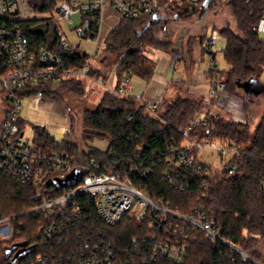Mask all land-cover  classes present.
I'll return each instance as SVG.
<instances>
[{
  "label": "trees",
  "instance_id": "16d2710c",
  "mask_svg": "<svg viewBox=\"0 0 264 264\" xmlns=\"http://www.w3.org/2000/svg\"><path fill=\"white\" fill-rule=\"evenodd\" d=\"M179 1L187 4V8L182 10L177 7L175 14L178 17L198 12L200 3L194 5L187 0ZM226 4L233 25L228 23L218 30L226 39L223 58L228 65L224 72L220 71L226 81V91L239 96V83L256 80L262 82L260 75L264 70V38L260 37L256 29L261 0L250 3L227 0ZM36 9L51 8L44 6ZM17 23L28 44L36 50L50 48L60 55L68 69H78L84 65L86 54L75 51L70 56L61 51V36L52 17L25 19ZM162 30H166V26L161 21L151 20L149 16L123 17L111 28L102 41L104 51L101 59L107 67L115 66L114 90L120 88L124 77L129 78L133 74L146 80L151 78L156 60L150 54L156 50L168 52L173 46L171 39L159 36ZM205 38L202 37L201 43H204ZM96 72L93 66L87 70L90 75ZM38 89H42L43 97L64 98L66 93L73 97L85 95L84 82L80 77H70L56 83H40L32 91ZM242 91L245 106L247 97L254 94L244 89ZM260 94L264 96V91L256 97ZM204 107L202 97L190 98L177 94L172 99H163L155 114H150L135 96L105 90L94 109H83L81 135L85 148H79L76 142L71 141L69 132L61 140H56L44 125L33 122L31 142L44 154L64 152L76 160L79 157L84 160L93 157L100 171H117L143 160L154 161L156 168L150 175L135 178V183L145 193L157 199L162 197L171 206L184 212L196 204L204 206L209 216L216 220L217 226L222 228L224 238L258 259L257 248L264 240V191L261 185L264 174V105L252 133L247 120L225 119L218 114H212L209 118L213 124L212 136L232 142L244 150L234 172L229 173L223 166L214 169L206 177L189 173V186L186 190L169 186L162 178L166 165L163 154L158 151L164 150L172 139L182 142L181 129ZM24 122L22 118L18 120L20 132H23ZM197 128L203 133L206 125ZM94 139L106 140L105 150L90 145ZM204 179L206 183L203 187ZM33 189L30 182L21 183L0 170V217H10L8 222L12 230L9 237L0 240V264H31L26 261L27 257L17 255L20 253L18 244L31 248L28 255L32 257L44 255L48 264L52 260H56V264H68L71 251H78L85 238L108 243L113 247L115 259L110 264H253L236 253L231 254L229 247L212 241L201 230L194 228L190 230V249L181 262L164 258L146 262L136 260L130 239L136 234L147 232L145 225L135 220L108 225L97 218L91 201L84 196L78 197L82 201L81 215L73 219L80 230L68 228L60 238L43 243L41 231L48 217L39 211H31L38 203ZM62 192L61 186L56 185L52 193L59 195Z\"/></svg>",
  "mask_w": 264,
  "mask_h": 264
},
{
  "label": "built area",
  "instance_id": "2783aa9c",
  "mask_svg": "<svg viewBox=\"0 0 264 264\" xmlns=\"http://www.w3.org/2000/svg\"><path fill=\"white\" fill-rule=\"evenodd\" d=\"M187 1L201 5L204 0ZM241 1L250 3L255 0ZM167 3L168 0H0V106L4 107L0 121V170L21 183L32 184L38 203L31 211H39L48 217L41 231L43 243L60 238L68 228L80 230L73 219L81 215L82 201L78 197L84 196L91 201L97 218L108 225L127 220L145 225L147 232L136 234L130 239L136 260L146 262L164 258L181 262L190 249V230L194 228L201 230L212 241L229 247L231 254L236 253L253 264H263L224 238L222 228L217 226L216 220L209 216L204 206L196 204L184 212L171 206L162 197L157 199L145 193L135 183V178L150 175L156 168L154 161L143 160L117 171H100L93 157L76 160L64 152L44 154L38 151L32 142L24 138V131L19 130L22 99L43 98L42 89L32 91L36 85L56 83L70 77H88L96 83H103L100 77L88 74L87 70L101 58L99 50L106 36L102 29L110 16L115 17L117 22L123 17L139 16H149L151 20L152 16L170 19L175 13L165 11ZM44 6L51 9H36ZM46 17H52L58 27L61 36L59 45L63 53L71 56L78 51L87 55L82 67L68 69L58 53L48 47L36 50L28 44L17 22ZM75 18L77 22H74ZM256 29L264 37V0H261ZM217 33L213 30L204 42L205 50L210 55V80L204 99L205 107L181 129L182 142L172 139L164 150L158 151L163 154L166 165L162 171L163 180L179 190L188 188L189 173L206 177L217 169L202 161L201 150L217 152L220 158L218 169L224 166L229 173L238 168V161L244 151L236 144L211 134L213 124L209 118L213 113L209 103L211 100H221L226 94V81L214 59L213 46ZM83 42H91L92 46L86 49ZM111 71L113 74L114 67ZM127 80L124 77V82ZM107 90L131 95L123 86L116 90L109 87ZM140 102L150 114H155L161 100ZM200 125H206L203 133L198 131ZM74 171L79 172L76 183L63 184ZM205 183L204 179L203 187ZM56 185L63 189L59 195L52 193ZM261 185L264 191V174ZM9 219L0 217V240L11 235ZM17 248L19 255L27 257L26 261L31 264H48L42 254L33 257L28 255L31 248L27 245L18 244ZM114 259L115 252L110 244L85 238L78 251H71L67 263L110 264ZM56 263V260L50 262Z\"/></svg>",
  "mask_w": 264,
  "mask_h": 264
},
{
  "label": "rangeland",
  "instance_id": "374dc122",
  "mask_svg": "<svg viewBox=\"0 0 264 264\" xmlns=\"http://www.w3.org/2000/svg\"><path fill=\"white\" fill-rule=\"evenodd\" d=\"M227 0H220V1H213L212 5L205 10V13L200 15H181L178 17L175 22L167 20L164 24L166 26V30H162L165 32H159L160 37H166L172 40L173 45L177 46L178 48L184 46V48H187L188 53L190 52L191 46H195L198 44V42L202 41L203 33L205 31L206 36H210L212 34V29L214 28L216 31H218L220 28L225 26L226 24L230 23L233 25V20L231 17V13L229 10V7L226 4ZM202 4L198 5V10H200ZM177 7L184 10L187 8V4H183L179 0H168V3L165 7V11L168 13H175L178 9ZM174 9V10H173ZM173 19V18H172ZM74 22H77V18L74 19ZM205 29V30H204ZM165 35V36H164ZM261 38H264L263 35L260 34ZM226 45V39L225 37L217 33L216 36V42L215 46H213V49L215 51V61L217 64V67L224 72L225 69H227L228 65L225 62L223 58V49ZM180 46V47H179ZM104 51L103 44L100 47L99 53H102ZM185 51V49H184ZM81 79L84 80V86H85V95L80 97H73L70 94L66 93V96L64 98H52L49 96L43 97L47 103L49 101H56L64 107V109L70 107V117L71 120H69L68 124V131L70 133L69 139L71 141L76 142V144L79 146V148H85V144L83 142V138L81 135V125H82V112L84 108L88 109H94L103 94V90L100 88H97L98 91H91V86L87 85L86 80L84 77ZM260 79L262 82H264V70L262 71L260 75ZM237 92L238 95L229 94L228 91H226L225 96L221 99V101L216 102L214 105H210V109L212 110L213 114H218L220 117L225 119H234L237 121H244L247 120L249 122V129L250 133H252L255 129L256 124L258 123V120L261 116V113L263 111V103H264V96L260 94L258 97L254 96L251 97L249 95L247 97V103L244 106L243 105V99L244 92L242 89L237 86ZM246 96V95H245ZM253 96V95H252ZM29 98H23L22 104L23 106H27ZM49 100V101H48ZM2 105V104H1ZM50 107L48 108V110ZM59 110V108H58ZM50 112V113H49ZM60 111L55 112L54 110L47 111V115L50 114V119H55L59 116ZM4 114V107L3 105L0 106V121L2 120ZM55 116V117H54ZM68 117H69V111H68ZM70 119V118H69ZM46 127V125H44ZM23 131H24V138L29 140L31 142L32 136H33V129L31 122L28 120H25L23 124ZM66 131H57L54 132L58 139H62ZM90 145L96 146L102 150H105L107 146V141L103 139H94L92 142H90ZM200 157L202 161L210 165L211 168H218L220 166V158L217 152L209 149H203L200 151ZM82 159L79 157V160ZM256 257L260 261H264V240L257 248V255Z\"/></svg>",
  "mask_w": 264,
  "mask_h": 264
},
{
  "label": "crops",
  "instance_id": "0c3cea01",
  "mask_svg": "<svg viewBox=\"0 0 264 264\" xmlns=\"http://www.w3.org/2000/svg\"><path fill=\"white\" fill-rule=\"evenodd\" d=\"M205 10L207 9L200 8V10L196 12V15L202 16L205 13ZM172 18L168 20L175 22L179 19ZM116 23L117 19L115 17L110 16L106 20L104 28L102 29L104 36L107 35L109 30ZM213 30L215 29L213 28L212 31ZM203 36H206L205 31ZM83 46L88 49L92 44L91 42H83ZM186 49L187 48H184V46L182 47V45L180 48L173 45L168 52L163 50L152 52L150 57L156 60V67L151 78L146 80L133 74L125 82V87L124 83H121L120 86H123L132 96H135L143 102L156 99H160L161 101L163 99L169 100L174 98L177 94L190 98L202 97L205 99L209 89L210 55L205 50V43L198 42L195 46H191L189 53ZM92 66L97 70L94 75L100 77L103 83L99 84L88 77L84 78L87 82L86 84L91 86V91L97 92V88L105 91L109 87H115L116 79L111 71L112 68L115 67L114 65L112 67H107L105 62H103V59L100 58L94 61ZM251 97H254V95ZM219 101L211 100L209 105H214ZM46 103L47 101L44 98H41L40 100L29 98L27 106H22L21 118L36 124L46 125L50 134L54 136L56 140H61L57 138L54 132L63 130L66 132L68 131L67 129L70 120L68 117V111L70 116L71 109L70 107L64 109L60 103L53 100L45 105ZM49 107V110H54L57 113L60 111L59 116L55 119H50V114L47 115Z\"/></svg>",
  "mask_w": 264,
  "mask_h": 264
},
{
  "label": "water",
  "instance_id": "95a60500",
  "mask_svg": "<svg viewBox=\"0 0 264 264\" xmlns=\"http://www.w3.org/2000/svg\"><path fill=\"white\" fill-rule=\"evenodd\" d=\"M212 2H213V0H204L203 3H202L201 8H204V9L209 8L212 5ZM174 18L177 19L178 16L175 14ZM152 20H154L156 22L161 21L163 24H165L168 19L166 17L158 18V17L152 16ZM238 86L240 88L244 89L249 94L253 93L255 96L258 95L259 93H261L262 91H264V82H260L258 80L241 82V83L238 84ZM78 175H79V172L78 171H74L72 174H70V176L67 178V180H65L63 182V184H66V185L71 184V183L75 184L76 183V178H77ZM10 250L11 249L8 250V253H10ZM17 255H19V254H17Z\"/></svg>",
  "mask_w": 264,
  "mask_h": 264
}]
</instances>
